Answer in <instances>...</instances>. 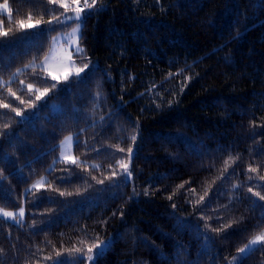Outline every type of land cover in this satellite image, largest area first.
Segmentation results:
<instances>
[{
  "label": "trees",
  "instance_id": "obj_1",
  "mask_svg": "<svg viewBox=\"0 0 264 264\" xmlns=\"http://www.w3.org/2000/svg\"><path fill=\"white\" fill-rule=\"evenodd\" d=\"M8 3L1 82L20 71L0 100L22 115L0 108V207L25 218L0 219V264H89L99 241L108 247L91 264H226L264 229L252 194L264 195V0H97L80 36L93 66L64 80L25 66L74 22L49 25L64 13L49 0ZM29 83L56 88L37 100ZM69 134L76 164L55 161ZM242 264H264V251Z\"/></svg>",
  "mask_w": 264,
  "mask_h": 264
},
{
  "label": "snow or ice",
  "instance_id": "obj_2",
  "mask_svg": "<svg viewBox=\"0 0 264 264\" xmlns=\"http://www.w3.org/2000/svg\"><path fill=\"white\" fill-rule=\"evenodd\" d=\"M50 4H58L59 7L64 9V13H61L59 16L57 15H53L51 19L48 20L49 25L52 24L53 20H55L57 22V24H65L67 23L68 20H73L76 23V27H74L72 29V32L69 34L70 36L74 37L76 39V48L77 51L82 53L83 49L79 47V33L81 31V26L83 24V22L88 18V16L90 15L89 12H87L88 9H94L97 5V0H74L75 3V7H72L69 3L65 2V0H49ZM0 9H2L3 13H7L9 19L12 16V12L10 10L9 7V3L8 0H3L2 3H0ZM49 12L54 13L55 9H49ZM68 12H72L74 13L73 16H68L66 15V13ZM3 19V15L2 13H0V20ZM29 23L25 24L24 20H20L18 21V25L20 29H31L33 27L38 26L42 20H43V13L41 14V18L37 19L35 21V24L31 23L32 21V15L29 14L27 17ZM54 30L52 28L48 29V31ZM12 31L11 28H8L6 30H2L0 31V36H8L9 33ZM41 35V31H37V32H31L28 33L27 35L20 37L19 39L21 41L23 40H32L33 38H37ZM55 39V38H54ZM3 44L0 43V47H2ZM71 55V53H70ZM47 61V57L45 58V62ZM25 67H28V65H26ZM89 67L88 64H85L82 68H79L77 70L76 75L79 77L80 73L84 72L85 69H87ZM19 69L17 70V73H13V76L17 75L19 73ZM68 77H65V79H67ZM53 79H55V77H53ZM83 79V78H82ZM11 81H4V82H0V87H6L7 85H10ZM21 84H24V81H21ZM27 88L29 90L30 93L32 92H36L39 93V95L36 96V99L39 100L41 99L42 96L46 95L48 93V91L51 89H55L56 85H51L50 88H44L43 92H41V90L39 88H35L33 84L29 83L27 84ZM7 91L9 96L15 97L16 99L20 100V103L23 104L25 103V101L23 99H20V97L17 96L16 92L12 91L11 87H7ZM30 107H35L34 104L30 103ZM0 108H4V109H8L11 112H14L17 116H21L22 112L20 109H18L17 107L13 106L11 103L5 102L4 100H0ZM9 127L8 124L4 125L5 130ZM4 132H0V136H3ZM133 143L136 140L135 136L131 137ZM73 143V137L69 136L65 138V141L62 142L63 144H67L69 146H71ZM119 151H124L123 148H119ZM128 153L131 154L133 149L131 147H129L127 149ZM62 158L63 157V152H62ZM72 163L76 164L77 161L74 159L72 160ZM120 166L123 169V172L125 175L130 176L129 173V168H128V164L124 163L123 161H120ZM227 164V161H226ZM80 166V165H77ZM95 167V165H94ZM250 172H256L257 169L256 168H249L248 169ZM113 175H115V173H113ZM0 179H3L2 176H0ZM262 179H264V177H262ZM44 183V179L41 178L40 180H38L36 182V184H34L32 187H37L38 185H41ZM100 183H103V181H100ZM180 187H183V185H181ZM249 192H252V188L250 187L248 189ZM61 195H65V193L61 192ZM69 195H71V193H68ZM207 194V193H205ZM252 194L254 196H259V198L261 200H264V195H261L258 192H252ZM169 199H172L171 196H169ZM204 199L203 196L200 197V200L202 201ZM20 220L23 219L24 216V209L21 207L19 209V213H18ZM0 216L4 217V218H8V219H12V220H16L17 223L20 222V220H17V213L11 212V211H4L3 209H0ZM262 219H264V216H262ZM221 229H218L217 231H220ZM259 246V247H258ZM108 247V244L104 241H99L97 243L92 244L91 246L87 247V255H86V259L89 262V264H91V262H93L94 260H96L98 257L102 256L106 250V248ZM93 249H97V251H93ZM72 251H75L76 253H81L82 249L80 248H73ZM256 251H264V231L259 232L258 234H256L251 240L248 241V243L239 249V253L242 254L238 257H234L233 258V262H237L239 261L240 264H242L243 259H246L249 255H251L252 253L256 252ZM57 255H60V253L58 252ZM47 259V258H46ZM233 262H230V264H233ZM58 264H79L78 261H76L75 259H73L72 261H64V262H58Z\"/></svg>",
  "mask_w": 264,
  "mask_h": 264
},
{
  "label": "rangeland",
  "instance_id": "obj_3",
  "mask_svg": "<svg viewBox=\"0 0 264 264\" xmlns=\"http://www.w3.org/2000/svg\"><path fill=\"white\" fill-rule=\"evenodd\" d=\"M0 13L6 14L8 16L7 13H3L2 9H0ZM76 23L77 22H74L68 30L61 31V32L55 34L54 36H52L50 47H49L46 55L38 62L32 61L30 64H28V67L38 66L44 70L45 74L48 77H50L52 79H53V77H55V80H60V79L64 80L65 77H70V76L78 77L76 75L77 70L79 68H82L85 64H83L81 62V60L83 59V56H84V50L82 53L78 52L77 48H76V39L69 35L72 32V29L74 27H76ZM0 27H1V22H0ZM81 29H82V26H81ZM80 36H81V31L79 33V37ZM79 47L82 48V46L80 44V39H79ZM70 53H71V55H70ZM46 57H47V61L45 62ZM86 64H88V63H86ZM88 65H89L88 68L93 66L91 64H88ZM87 69H85L84 72L80 73V76H82L87 71ZM14 78L15 77L13 76L10 80H13ZM0 82H1V79H0ZM34 89H35V87H34ZM69 136L73 137L72 145L71 146H69L67 144L62 145V142L65 141V138L69 137ZM66 137H64V139L58 144V155H57L55 161L59 160V161H63L66 163L73 164L72 160L75 159L77 161V159L73 155V144L76 141V138H75L74 134H69ZM62 152H63L64 158H62V155H61ZM41 178L44 179V183L41 185H38L35 188L32 187ZM45 181H46L45 175L36 179L32 184H30L28 186V188L26 189V192L43 189L45 187ZM20 208L21 207H19L17 209H5V208L0 207V209H3L4 211H11V212L17 213V217H16L17 220H20V217L18 215ZM22 208L24 209L23 206H22ZM24 218H25V209H24L23 219L20 220V222H23ZM0 219H4V220H8V221H12L14 223H17L16 220L4 218L2 216H0ZM262 231H264V229ZM240 255H242V254H240L239 251L236 252L233 255V257L226 264H230V262H233L234 257H238ZM237 262H233V264H236Z\"/></svg>",
  "mask_w": 264,
  "mask_h": 264
},
{
  "label": "water",
  "instance_id": "obj_4",
  "mask_svg": "<svg viewBox=\"0 0 264 264\" xmlns=\"http://www.w3.org/2000/svg\"><path fill=\"white\" fill-rule=\"evenodd\" d=\"M73 16V15H72ZM67 22H73V20H68Z\"/></svg>",
  "mask_w": 264,
  "mask_h": 264
}]
</instances>
